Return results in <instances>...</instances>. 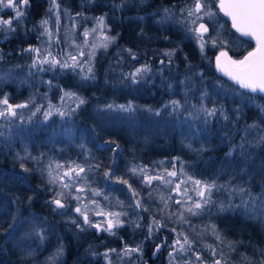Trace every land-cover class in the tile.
<instances>
[{"label":"snow or ice","instance_id":"snow-or-ice-1","mask_svg":"<svg viewBox=\"0 0 264 264\" xmlns=\"http://www.w3.org/2000/svg\"><path fill=\"white\" fill-rule=\"evenodd\" d=\"M94 0H85L86 4L93 3ZM132 0H120L116 3L113 0L111 8L114 12L123 11ZM139 5L147 0H136ZM29 7V0H0V9H9L14 12L13 16L7 19L3 18L0 12V34H14L18 27L23 24L26 18V9ZM64 17L71 21L70 27H65L61 33V19ZM221 14L227 17L231 22V29L238 33L237 41L241 45L255 42V47L240 59H234L230 52L234 51L231 47V41L224 37L225 23L222 22ZM158 17L156 23L160 25L175 24L184 33V39L193 42L201 57L207 59L211 64L212 58L207 56V49L218 50L214 58L215 68L222 76L227 77L235 87L226 86L225 82L218 79L215 81V91L217 95H227L232 92L246 99L249 103L255 105L264 120V104H255L258 96L264 99V0H181L180 3L173 4L162 9H157L153 13ZM54 17V23H53ZM107 14L95 17H87L83 12H77L72 15L67 9H62L58 0H49V7L43 18L37 21L33 31L39 30L37 40L39 46L29 45L27 48L20 50L21 54H32L31 62L27 65L28 72L26 79L21 83H28L35 80L41 74L52 72L55 74L59 69L60 73L70 70L79 76L81 84L96 79L94 60L98 50H107L112 45L117 36L110 34V26L106 22ZM143 20V17H137ZM80 20L92 21V26L84 27L82 33H77L76 29L82 25ZM52 25V26H50ZM231 35V31L228 32ZM82 37V39H80ZM168 39V37H165ZM63 44L61 48L60 45ZM55 49V50H54ZM179 50V45L175 48L160 50L162 57L160 67L155 71L163 73L164 67L171 70L174 62V56ZM133 60L137 59V53L130 48L122 49ZM187 59V57H185ZM5 62V57L0 52V64ZM119 63V62H118ZM22 65H10L7 70L0 67V85L10 82L14 79L17 70L22 69ZM192 65L188 64L189 71ZM77 70H79L77 72ZM153 73V67L150 63L141 64L128 72H121L122 82L137 84L144 80L149 74ZM197 76L203 80V74L197 73ZM162 79H166L163 78ZM39 83L46 84L49 89L59 88L62 95L59 97L60 103L53 104L48 99V94L39 92L30 95L28 99L20 103H11L12 97L9 93L4 92L0 95V142L8 134L10 138L13 133H20L24 130L25 125L36 123L35 118L38 114L42 115L39 121L40 125L46 126L47 122L55 116L60 117V122L52 128L49 135V143L55 147V142L60 138L72 140L75 138V130L72 126V118L78 110L84 106L88 100L70 88H63L59 84H53L52 80H40ZM179 83L184 86V100L171 99L165 101L160 108L153 109L151 106L144 108L155 116H160L162 112L168 111L170 116L184 115V122L190 123V129L195 123L200 122L205 127L214 119H223L225 122L233 125V131L230 136L226 135L227 142L231 145L226 152L225 159L232 158L237 151L240 160L245 166L236 171V165L230 164L233 169V175L229 176L223 183L219 182V177L227 175V168H221L216 177L211 179H197L190 174L188 169L190 164L174 157L171 160L153 162L152 166L145 164L132 163L123 174L116 175L119 166L115 162V156L112 163L107 169L103 170L102 177L99 176V170L103 167L102 163H92L95 159L91 150L87 147L85 136L98 137L95 128L81 130V143L77 159L57 160L54 156L50 157L46 153H41L39 157L32 156L24 147V155L17 153V159L33 160L39 165V171L44 177V185L51 193V198L46 204L52 206L53 213H59L66 216L71 210L75 215L68 217V221L83 232L88 229H94L97 233H108L116 235V230L124 227L126 224H132L136 229L144 227L143 217L140 212H153V209L146 200L153 203L158 202L159 206L155 208L147 224V236L145 239H151L155 233L165 228L174 234L172 243L167 244V238L160 244L156 245V254L163 246L169 248V264H229V252L236 250L237 244L241 241L227 240L222 231L214 223H209L203 228L197 230L196 226L191 224L193 217H201L212 207H217L218 212H241L245 217L264 215V183L260 184V192H253L251 177L249 176L248 162L252 159L251 149L264 147V125L254 121L251 124H245L240 128L239 120L241 109H233L236 118L233 119L223 105H218L212 100V107H207L204 103L206 99H211L207 89L200 93L199 104H189L188 97L191 93L192 77L186 76ZM173 85L168 84L169 90ZM2 91V88H0ZM37 97H40L46 104L36 103ZM141 106L134 101L129 100L125 104L110 102L99 105L97 110L101 113L128 114L132 119L137 109ZM28 110L30 114L25 118L24 111ZM170 110V111H169ZM203 129H198L202 131ZM197 133L194 132L195 136ZM239 135V143H233L235 137ZM98 144V150H107L112 147L113 154H118L120 146L114 140H106ZM113 145H115L113 147ZM187 147L192 151H204L192 149L191 145ZM62 152V150H60ZM83 159H80V157ZM45 160L47 161L45 163ZM171 164V169L165 164ZM177 165H179L177 167ZM24 172L31 169L21 164ZM259 171H264V165H261ZM249 176L248 180L243 177ZM240 179V183L234 181ZM102 179L105 187H97L98 180ZM130 179L139 180V183L149 189L146 196H142ZM121 186V187H117ZM129 193L127 203L112 195L113 192L120 191ZM226 195L225 200H218L216 197ZM33 196L28 197L31 202ZM238 200L239 203L235 201ZM103 202V203H102ZM75 204V207L72 205ZM119 208L120 211L108 210ZM128 209V210H125ZM174 209V210H173ZM134 215L136 220L127 219L129 215ZM24 217L20 214H13V222L5 229L10 237H15L16 233L21 231L27 224L29 230L22 233L20 241L27 243L29 249L31 244L37 240L43 244L48 237L46 233L51 231L50 228L44 227L47 223L46 218L29 214ZM159 216V219L156 217ZM82 221V222H81ZM172 227H169V224ZM179 229V230H178ZM195 233V235H192ZM211 234L215 241L213 244H203L200 241L204 236ZM39 247V245L37 246ZM64 246L61 242L53 254L46 258L45 264H56V261L63 255ZM141 245L135 247L127 243L121 249L110 248L103 253L93 252V256L102 255L106 264H112V255L116 254L122 261L126 258L130 260L133 254L142 253ZM27 256L34 254L33 250L27 251ZM260 255L264 257V250H260ZM241 264H257L256 261L241 254ZM258 264H264L261 259Z\"/></svg>","mask_w":264,"mask_h":264},{"label":"trees","instance_id":"trees-1","mask_svg":"<svg viewBox=\"0 0 264 264\" xmlns=\"http://www.w3.org/2000/svg\"><path fill=\"white\" fill-rule=\"evenodd\" d=\"M29 1L30 7L37 6L32 11L31 17L34 19L36 14L39 15L40 13L38 6L40 7L45 2L38 4L39 0ZM74 2L76 1L74 0ZM74 2L72 5H75ZM135 2L136 0H132L128 4V7L122 11L123 15L152 13L154 10L180 3L181 0H147L142 5L134 6L133 3ZM221 18L222 22L225 23L224 37L231 41V47L234 50L229 54L234 59H239L246 50L253 46V41L246 45L239 44L237 41L239 34L231 29L228 19L223 17V14H221ZM155 23L151 25L153 28L147 23L136 25L135 28L131 21L117 22L114 28L121 27L116 41L106 51L102 50L96 57L94 65L96 79L94 81L81 84L80 81L74 80L68 74H61L58 70L55 74H46V79L52 80L53 83L59 82L63 87L73 89L88 100L72 118V126L76 133L74 139L60 138L55 142L54 147L52 143H49V135L52 128L60 122V117H53L44 126L39 124L40 114L35 118V124L25 125L24 130L20 133H13L10 138L7 133L5 134V138L0 142V264H43L45 256L55 251L61 242L64 246L63 255L56 264H106L102 255L93 256L92 253H103L110 248L119 250L124 247L125 243L131 247L141 245L143 248L142 253L133 254L130 264L169 263L168 247L163 246L155 255L153 253L156 251V245L164 241L165 238H167V244L170 245L174 239V234L165 228L155 233L151 239H145L147 224L154 214L155 208L159 206L158 202L153 203L146 200L153 212H140L143 217L144 227L142 228L136 229L134 225L126 224L116 230V235H109L106 232L97 233L94 229L81 232L68 221L70 215L62 216L59 213H53L52 206L46 204V201L51 198V193L44 185V177L40 174L39 165L33 160L17 159V153H20L21 156L24 155L25 145L28 152L34 157L46 153L50 157L54 156L57 160L77 159L79 155L77 146L81 143V130L95 128L98 137L85 136V142L95 157L92 163H102L103 167L98 173L100 177H102L103 170L112 163L113 156H115V162L119 166V171L116 172L117 176L123 174L132 163L152 166L153 162L180 157L181 160L191 165L188 171L197 179H211L216 177L221 168H227V175L222 174L219 177V182L223 183L229 176L233 175V169L229 167L230 164L236 165V171L245 166L242 163H237L240 160L238 151L232 158L225 159L224 154L231 147L225 138L226 135L232 134L233 125L231 123L225 122L223 119H214L206 127L197 122L190 129L192 122H184L186 113L177 117L170 116L168 111H164L160 116H155L144 108V106H151L153 109H157L165 101L171 99L183 102L184 86L179 81L190 76L192 77V85L188 97L189 104L198 105L201 91L207 89L211 96V99L204 101L207 107H212V100H215L218 105L224 106V109L233 119L236 118L233 109L237 107L241 109L238 125L240 128L254 121L264 125V120L261 119L258 109L248 100L242 99L230 91L227 95H217L214 89L215 81L218 79L224 81L228 87L235 86L217 74L214 63L209 64L207 59L201 57L197 46L184 39V33L177 25L172 24V27L169 28L170 24L162 26ZM229 30L231 35L228 34ZM28 34L31 37L34 35H32V31H28L26 36ZM172 34L174 48L179 45V50L174 56L171 70L165 66L161 75L155 71L160 67V60L166 59L162 57L160 50L173 48V46L167 48L166 45L169 44L164 42L171 41L169 36ZM165 37L169 39H165ZM125 48H130L137 53V59L133 60L126 52H123L122 49ZM216 51L218 50L210 48L206 50L207 56L212 58V61H214ZM13 56L21 59L16 53ZM146 62L152 65L153 73L137 84L122 82L121 72L131 71ZM188 64L193 66L191 71L187 68ZM197 73L203 74V80L196 75ZM162 77L166 79H162ZM28 83H17V85L5 83L2 89L10 93L11 101L28 99L30 95L36 92L41 95L47 93L48 99L53 101L59 92L58 88L49 89L47 85L39 82L32 83L31 81ZM169 83L173 85L171 90L168 88ZM129 100L141 106L132 119L128 118V114L101 113L97 110L99 105L110 102L125 104ZM36 103L46 104L47 101L37 97ZM255 104H264V99L257 96ZM198 129L203 130L197 132ZM194 132L197 133L195 136L193 135ZM109 139L114 140L120 146L118 154H113L112 147H107L106 151L98 150V144L94 142V140H98L102 144ZM239 141L240 136L237 135L233 143H239ZM21 143L22 145H20ZM189 144L192 149L203 147L204 151H192L187 147ZM251 153L252 159L248 162V168L252 190L253 192H260V184L264 183V171H259L261 165H264V147L253 148ZM80 159L83 157L81 156ZM21 164H24L31 171L24 172ZM165 166L169 169L172 167L171 164L167 163ZM249 176H245L243 179L248 180ZM234 182L240 183L241 181L238 178ZM130 183L140 191L142 196H146L149 189L142 186L139 180L130 179ZM96 186L104 188L105 184L100 179ZM112 195L127 203L130 194L125 190V192H113ZM29 196H33L31 202L28 201ZM216 199L218 202L219 200L226 202V195H220ZM115 209L120 210L118 207ZM17 212L24 217L30 218L29 214L31 213L46 218L47 223L44 227L50 228L51 231L46 233L48 239L43 244L37 240L31 244L29 249L27 243L20 241L22 233L29 230L27 224L16 233L15 237H10L5 233L4 230L13 222V214H17ZM205 215L198 219L192 218L191 224L196 226L197 230L206 224L214 223L227 240L242 242V244H237L234 252H229L227 248L224 249L228 255L229 264H241V254L250 257L257 264L261 259H264L260 255V250H264V215L245 217L241 212L221 213L218 212L217 207H212ZM156 218L159 219V216ZM127 219L134 221L136 217L130 213ZM172 226L170 223L169 227ZM200 243L215 245L217 242L211 234H208L203 237ZM38 245L41 247H37ZM29 250L34 251L31 257L26 254ZM111 259L112 264H129L127 258L122 261L116 254H113Z\"/></svg>","mask_w":264,"mask_h":264},{"label":"rangeland","instance_id":"rangeland-1","mask_svg":"<svg viewBox=\"0 0 264 264\" xmlns=\"http://www.w3.org/2000/svg\"><path fill=\"white\" fill-rule=\"evenodd\" d=\"M75 1L76 2H74V0H58V2L61 5V8L62 9H67L72 15H75V13H77V12H83L84 15L87 16V17H95V16H100V15H103V14H107L106 22L110 26V34L113 35V36H117V33H119V31H120V27L121 26L114 28V25L117 22H119V21H121V22L131 21L134 27L136 25H142L143 23H147V25L151 27V25H153L152 23L156 22L157 19H158V17L156 15H153V13L156 12V10H154L152 13H150V12L143 13V14L131 13L129 15H127V14H124L123 15L122 11H116V12H114L112 10V8H111V4L113 3V0H94V2L91 3V4H86L85 3V0H75ZM42 2H45V3H42ZM73 2L75 3V5H72ZM115 2L116 3H119L120 1L117 0ZM39 3H42L43 4L40 7L38 6V8H40V10H41V8H43L42 11H40V10L38 11V12H40L39 15L36 14V16L34 17V19H32V17H31L32 16V11L35 10L37 8V6L36 7H33V6L30 7V5H31V3H30L29 7L26 9V13H27L26 14V18L23 21V24L20 27H18L17 30H19L21 32H24L26 34L28 33V31H32V35L33 34L34 35H37V36L39 35V30L33 31L32 29H33L34 25L37 24V21H39L41 18H43L45 16L46 10L49 7V0H39L38 4ZM133 4H134V6H137L138 3L135 2ZM127 7H128V5H127ZM0 12L3 13V18L4 19H7L10 16H13L14 15V12L12 10H9V9H0ZM29 12H30V14H29ZM137 17H143V20L137 19ZM78 22L82 26L76 29V32L77 33H82L85 26L86 27H89V28L92 26V21L91 20H87V21L80 20ZM53 23H54V17H53ZM61 25H62L61 33L58 34V35H61L63 33V29L65 27H70V25H71V21L69 19H67L66 17H64L63 14H62V19H61ZM170 25L171 26H168L169 28L172 27V24H170ZM50 26H52V25H50ZM151 28H153V27H151ZM171 31H173V30H171ZM169 37H170L171 41L170 40L169 41L167 40V41H164V42H166V44H169V45H166L167 48H171L172 46L174 48V45L175 44L173 43V40H174L173 39V34L171 36H169ZM80 39H82V37H80ZM170 42H172L173 44H171ZM39 44H40V41L37 40V38H36L34 46H39ZM60 47L62 48L63 47V44H61ZM101 52H102V50H98L97 51V55L99 53H101ZM17 55L20 56L21 59L14 58L13 53H12V56H10L9 54L8 55H5L4 56L5 57V62L2 63V64H0V67L4 68L5 70H7V68L10 65L20 64V65L23 66L22 69L16 71V73H15L16 79H14V80H12L10 82H6V83L15 84V85H17V83L18 84H23V83H21V81L22 80H25L27 78L26 77V74L28 72L27 65L30 64V62H31L32 54L23 53V54H17ZM97 55H96V57H97ZM96 57H95V60H94V65H95V62H96ZM57 70L59 71V69H57ZM78 71L79 70H77V72ZM59 73H60V71H59ZM47 74H53V73L52 72H49ZM62 74H68L74 80H77L78 82L80 81L79 76L76 75L75 73H73L70 70H66ZM41 79L44 80V81H48V79H46V74H41V75L37 76L35 80H31V81H32V83L33 82H39ZM31 81H29V82H31ZM25 84H27V83H25ZM53 84H59V82H55ZM4 85H5V83L3 85H0V88H3ZM59 85L61 87H63L61 84H59ZM45 86H46V84H45ZM63 88H67V87H63ZM4 92L9 93L8 91H4L2 89V91H0V95H2ZM61 95H62V93H61V91L59 89V92L57 93V95L55 96V98L53 99V101H51V102L53 104H57L58 105L60 103L59 97ZM25 100H16V101H11L10 100V102L13 103V104H15V103H20V102L25 101ZM23 111H24L25 118H27V116L30 114V112L28 110H23ZM41 119H42V115H41ZM20 145H22V143ZM235 202L236 203H239L238 200H236ZM72 207H75V204H73ZM108 210L120 211V210H116V209H108ZM207 212L208 211H206L202 216H206L205 214ZM67 214L70 215L69 217L75 215L71 210H69L67 212ZM201 217H195V218L198 219V218H201ZM39 247H41V246L39 245ZM53 253H54V251L51 254H53ZM51 254H49L48 256H45L44 261H43V264H45L46 258L49 257ZM61 258H62V256H60L58 258V260L56 261V263L59 262L61 260ZM206 261H207V264H211V261L210 260H207V256H206Z\"/></svg>","mask_w":264,"mask_h":264},{"label":"flooded vegetation","instance_id":"flooded-vegetation-1","mask_svg":"<svg viewBox=\"0 0 264 264\" xmlns=\"http://www.w3.org/2000/svg\"><path fill=\"white\" fill-rule=\"evenodd\" d=\"M30 2V1H29ZM37 35L26 36L24 32L16 30L14 34L5 35L0 34V52L5 55L12 56V53L21 54L20 50L27 48L29 45H34Z\"/></svg>","mask_w":264,"mask_h":264},{"label":"water","instance_id":"water-1","mask_svg":"<svg viewBox=\"0 0 264 264\" xmlns=\"http://www.w3.org/2000/svg\"><path fill=\"white\" fill-rule=\"evenodd\" d=\"M227 18V17H226ZM228 19V18H227ZM228 21H229V23H230V26H231V22H230V20L228 19ZM255 47V42L253 41V46L252 47H250L248 50H246V52L242 55V57L244 56V55H246L247 54V51H251V49L252 48H254ZM216 55V54H215ZM230 55V54H229ZM242 57H240V58H242ZM214 58H215V56H214ZM239 58V59H240ZM213 63H214V68H215V61H213ZM215 71L217 72V70H216V68H215ZM217 74L218 75H220L221 77H223V78H225V79H227V77H224V76H222V74H220L219 72H217ZM228 80V79H227ZM229 81V80H228ZM231 82V81H230Z\"/></svg>","mask_w":264,"mask_h":264}]
</instances>
